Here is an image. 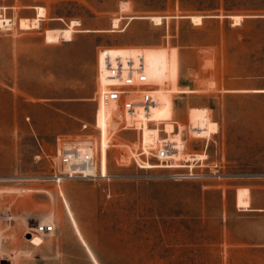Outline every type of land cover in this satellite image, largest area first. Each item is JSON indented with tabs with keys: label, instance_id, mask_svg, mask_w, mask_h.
Listing matches in <instances>:
<instances>
[{
	"label": "rangeland",
	"instance_id": "obj_1",
	"mask_svg": "<svg viewBox=\"0 0 264 264\" xmlns=\"http://www.w3.org/2000/svg\"><path fill=\"white\" fill-rule=\"evenodd\" d=\"M36 6L46 8L39 27L20 28ZM0 8L16 21L0 27V264H264V96L219 102L206 92L216 80L264 77V0H0ZM235 14L246 16L242 25ZM73 19L69 41H46L47 29ZM106 46L150 62L166 48L162 91L173 96V120L189 125L186 150L206 160L135 162L125 144L137 148L138 133L110 128L99 104ZM207 106L221 108L229 134L208 137ZM245 127L261 137L250 142L257 146L239 147ZM88 144L98 168L104 152L106 177L56 182L60 150ZM215 163L233 177L208 174ZM189 167L206 176H180ZM50 223L54 232L39 231Z\"/></svg>",
	"mask_w": 264,
	"mask_h": 264
},
{
	"label": "built area",
	"instance_id": "obj_2",
	"mask_svg": "<svg viewBox=\"0 0 264 264\" xmlns=\"http://www.w3.org/2000/svg\"><path fill=\"white\" fill-rule=\"evenodd\" d=\"M99 65L98 75L104 76L106 83L103 90H99V99L108 107H111L109 114L112 123L120 130L136 131L139 137V146L129 147L130 156L140 166L144 167L145 162L150 158H156L160 164L176 166L175 154L172 150L175 144L169 139L164 131V125L154 117V108L158 104L157 97L153 95L152 89L157 87L150 83L146 72L144 55L139 52H125L112 46H106L98 51ZM178 125L176 122L174 123ZM87 128L88 124L82 125ZM147 127H156L159 133H164L153 147L148 149L144 146L143 132ZM187 141V140H186ZM60 166L62 171L53 174L52 178L61 183L65 179H94L99 175H90L88 169L96 164L94 153H81L78 149H61ZM194 167H189L188 172H182L180 176L201 177L206 176L195 172ZM210 175L217 177H233L221 164L215 163L208 167ZM100 174V172H98ZM206 174V173H205ZM239 176V175H235ZM40 232L52 233L55 231L54 224L40 225Z\"/></svg>",
	"mask_w": 264,
	"mask_h": 264
},
{
	"label": "bare ground",
	"instance_id": "obj_3",
	"mask_svg": "<svg viewBox=\"0 0 264 264\" xmlns=\"http://www.w3.org/2000/svg\"><path fill=\"white\" fill-rule=\"evenodd\" d=\"M46 16V8L43 6H36V16L33 18H20L19 25L22 29H30V28H38L40 21L43 17ZM233 19V24L238 25L242 22V16L239 14H235L231 16ZM156 23L162 22L161 16H152L151 17ZM192 22L195 24L202 23V16L201 15H193L191 16ZM120 21V18H115L113 20V26H117ZM14 24H16V21L13 18H9L5 16L0 8V27H8L11 28ZM80 22L76 19L71 20L68 28H62V29H47L46 31V41L48 43H59L61 41H69L72 37V29L79 25ZM143 54V52L141 51ZM152 53L155 55L156 59L153 62L148 61V59L145 57L146 62V72L148 75V80L150 83L157 85V87L153 88L151 91L155 97H157L158 104L153 109L154 110V117L157 120H160L161 123L164 125V131L167 133L169 139L175 144L172 153L175 154V158L177 160H184L186 162H189L190 165L194 164L196 160L198 161H204L209 156L207 152L205 153H190L186 150V140L184 138L185 135H188V129L189 125L183 122H178L173 120V96L170 92L162 91L165 89L164 81L161 82L162 79H164L167 75V68H166V59H167V53L166 48H160V49H153ZM99 57V54H98ZM99 65V62H98ZM100 78L104 79V85L106 83V80L104 76H99ZM104 85L99 88V90H103L105 87ZM104 105L107 109V115L106 120L110 125V128L112 125L115 127L116 124L112 123L110 120L109 114L111 112V107H108L105 105L100 99L99 104ZM177 123L178 125L174 124ZM177 126V127H176ZM159 130L156 127H147L144 129L143 132V138H144V146L146 149L149 147H153L156 142L160 138ZM206 131L208 137L212 135V133H216L218 131V124L216 121H209L206 126ZM109 145V144H108ZM95 145L88 144V145H70L69 149H78L81 153H94L95 154ZM179 161H176V163ZM145 163H150L149 161H146ZM151 164V163H150ZM146 165V164H145ZM157 165L163 166V167H170L166 166L165 164L158 163ZM180 165V163L176 164ZM193 166V165H192ZM97 165H94L93 167H90L87 171L90 173V175H99L101 177H106L105 171V157L104 152H101V166L98 168ZM100 172V174H98ZM68 206V204H67ZM69 208V207H68Z\"/></svg>",
	"mask_w": 264,
	"mask_h": 264
},
{
	"label": "crops",
	"instance_id": "obj_4",
	"mask_svg": "<svg viewBox=\"0 0 264 264\" xmlns=\"http://www.w3.org/2000/svg\"><path fill=\"white\" fill-rule=\"evenodd\" d=\"M241 16H242V20H243V17H246L244 15H241ZM24 18H29V17H24ZM242 24L243 23L241 22V24H238L237 26H240ZM220 83L221 82L216 80L215 81L216 89H208L206 91V92L209 91V93H211L210 96H214L219 102L222 100L224 101V99L226 97L230 98L233 96L234 97L239 96V98H243L244 96H256V97L264 96V77L258 76V77H254V78H249L246 81L239 79V83H235L234 85H227V86L222 85L223 87L220 86ZM218 84H219V86H218ZM207 107L209 108L210 111H213L212 115L214 116V119H215L216 123L218 124V131L216 133H221L223 135V137H224L225 133L229 134L231 129H229L228 126L227 127L225 126L226 121L223 119V116L221 115L220 110H219L221 108L218 109V112L215 115V110L211 106H207ZM186 124H187V122H186ZM255 129H256V131H259V129H257V128H255ZM236 131L239 132V139H236V140H238L240 142L245 141V143H240L239 147L257 146L258 144L250 143V142L261 140V137L257 133H255V130L252 127H245L243 129H237ZM241 131H242V133H241ZM216 133H214V134H216ZM225 137H226V135H225ZM208 146H209V140L207 141L206 150L208 149ZM201 153H205V152H201ZM196 161H198V160H196ZM236 177L239 178V176H236Z\"/></svg>",
	"mask_w": 264,
	"mask_h": 264
}]
</instances>
